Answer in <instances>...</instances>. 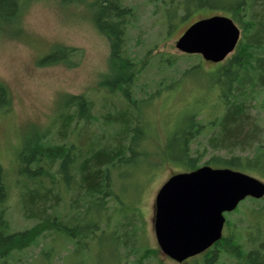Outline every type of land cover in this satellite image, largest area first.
Here are the masks:
<instances>
[{
  "label": "rangeland",
  "instance_id": "374dc122",
  "mask_svg": "<svg viewBox=\"0 0 264 264\" xmlns=\"http://www.w3.org/2000/svg\"><path fill=\"white\" fill-rule=\"evenodd\" d=\"M121 1L123 6L135 9L127 36V48L139 70L132 94L137 99L152 95L149 102L142 104L144 117L149 121L144 148L150 156L137 166L124 169L122 176L119 172L113 175L114 192L120 199L117 207L129 212L117 217L118 233L125 235L124 226L130 220L134 228V251L127 255V248L121 246L111 257L113 245L105 235L99 245L90 242L92 249L84 255L76 252L75 245L64 235L47 231L34 245L15 251L8 264H197L205 259L206 255L202 254L177 263L162 254L154 226L156 196L172 176L188 172L183 164L164 158L170 153V143L174 146L175 132L180 128L184 110L205 109L208 119L220 115V109L213 105L218 100L216 85L206 75L210 76L211 71L228 63L236 54L235 50L220 63L208 62L200 55L180 52L176 43L195 22L228 15L219 8L204 6L182 22L177 17L175 29L169 32L166 12L171 3L178 6L183 0ZM97 2L31 0L18 26H7L0 35V81L9 89L10 99L8 108L0 110V165L6 172L9 191L6 210L11 232L31 229L37 223L26 218L23 212L22 193L32 185L18 173V153L24 143L36 140L41 134L44 141L64 142L57 138V132L62 105L69 96H84L97 116L106 115L110 110L125 111L127 107L121 92L111 93L105 83V79L114 74L111 72L112 50L109 39L93 23ZM241 32L243 41L242 28ZM59 46L80 50L71 59L73 64L41 66L39 61ZM197 65L202 66L201 73L184 79L183 74ZM259 115L264 119L263 113ZM205 119L203 117V121ZM98 133L96 127L89 128L87 138ZM208 133L205 131L193 148L207 144L212 132ZM81 138L80 130H76L69 141L82 147ZM211 156V151L202 156L199 167L206 165ZM246 174L264 182L261 177ZM46 184L51 185L49 180ZM72 197V194L64 196L62 205H68ZM225 217L224 236H234L240 252H247L259 240L256 239V223L262 225L259 227L264 235V198L259 202H242L233 212L225 213ZM146 249L156 253L144 254ZM44 252L47 254L43 255ZM238 258L227 247H222L215 264H239Z\"/></svg>",
  "mask_w": 264,
  "mask_h": 264
},
{
  "label": "trees",
  "instance_id": "16d2710c",
  "mask_svg": "<svg viewBox=\"0 0 264 264\" xmlns=\"http://www.w3.org/2000/svg\"><path fill=\"white\" fill-rule=\"evenodd\" d=\"M30 2L0 0V35L7 26H18ZM204 6L219 8L232 18L242 28L244 39H240L236 54L228 63L211 71L210 76L206 75L216 85L218 100L213 105L220 109V115L208 119L205 109L206 112L196 107L184 110L180 128L175 132L174 146L170 143V153L164 158L193 171L199 168L202 156L211 151L206 165L228 167L264 179V119L259 115L264 114V0H183L178 6L171 3L166 12L168 31L175 29L177 17L182 22ZM96 7L94 26L109 39L112 50L111 72L114 74L105 79V83L111 93L121 92L127 107L125 111L110 110L106 115L97 116L84 96H69L62 105L57 132V138L64 142L44 141L41 134L36 140L24 143L18 153V173L32 184L22 193L25 217L37 220L31 229L11 232L6 210L9 196L6 172L0 165V264H8L15 251L34 245L47 231L64 235L75 245V251L84 255L92 249L90 242L99 245L105 235L113 245L111 257L121 246L127 248V255L134 251L131 221L124 226V236L118 233L117 217L129 212L117 207L120 199L114 192L113 175L119 172L122 176L124 169L137 166L150 156L144 148L149 121L144 117L142 104L149 102L152 95L137 99L132 94L139 70L127 48V36L135 9L123 6L121 0H98ZM78 52L76 48L59 46L39 64L71 66V59ZM201 71L202 66H194L183 74L184 79ZM9 104V89L0 81V110L7 109ZM93 127L99 133L88 139V129ZM166 127L169 130V126ZM76 130H80L82 147L69 141ZM205 131L212 132L207 144L193 148ZM48 180L50 186L46 184ZM70 194L73 195L70 203L62 205L64 196ZM248 200L260 201L247 198L243 202ZM260 225H255L256 239L259 238L260 243L251 250L240 252L234 236H223L214 245V251L207 252L204 261L197 264H215L222 247L239 257V264H264V235ZM152 252L156 253L146 249L144 254Z\"/></svg>",
  "mask_w": 264,
  "mask_h": 264
},
{
  "label": "water",
  "instance_id": "95a60500",
  "mask_svg": "<svg viewBox=\"0 0 264 264\" xmlns=\"http://www.w3.org/2000/svg\"><path fill=\"white\" fill-rule=\"evenodd\" d=\"M241 29L227 16L192 24L176 48L220 63L232 54ZM247 198H264V182L232 168L204 165L172 176L156 196L155 235L162 254L177 263L198 256L222 239L225 213Z\"/></svg>",
  "mask_w": 264,
  "mask_h": 264
},
{
  "label": "flooded vegetation",
  "instance_id": "af4514ba",
  "mask_svg": "<svg viewBox=\"0 0 264 264\" xmlns=\"http://www.w3.org/2000/svg\"><path fill=\"white\" fill-rule=\"evenodd\" d=\"M226 222H227V220H226ZM226 222H225V224H226ZM225 226V225H224ZM224 230V229H223ZM223 236H224V234H223ZM209 251H214V246L213 247H211L210 249H208L207 251H205L203 254L205 255L207 252H209ZM200 255H202V254H200ZM200 255H198V256H200ZM198 256H196V257H198Z\"/></svg>",
  "mask_w": 264,
  "mask_h": 264
}]
</instances>
